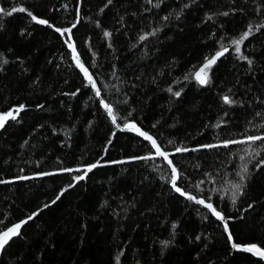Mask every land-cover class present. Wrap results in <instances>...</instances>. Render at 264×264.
<instances>
[{"label":"trees","instance_id":"obj_1","mask_svg":"<svg viewBox=\"0 0 264 264\" xmlns=\"http://www.w3.org/2000/svg\"><path fill=\"white\" fill-rule=\"evenodd\" d=\"M0 7L26 9L0 13V115L23 106L0 127V232L32 217L0 264H264L232 247L233 240L264 249V166L257 167L264 151L253 159L247 144L224 147L264 135V0H0ZM249 26L236 53L231 42ZM221 46L229 51L200 84L193 74ZM131 122L171 155L178 187L222 212L232 240L223 221L175 191L151 143L122 130Z\"/></svg>","mask_w":264,"mask_h":264},{"label":"snow or ice","instance_id":"obj_2","mask_svg":"<svg viewBox=\"0 0 264 264\" xmlns=\"http://www.w3.org/2000/svg\"><path fill=\"white\" fill-rule=\"evenodd\" d=\"M109 3H111V0H108ZM16 11H26V9H24L23 7L20 8H16L13 7L11 10H6L2 7H0V13H3L5 15H12L13 12ZM31 17L32 20L36 21L39 24H48L47 20H43V19H38L37 17L33 16L30 12L28 13ZM224 15H228V13H224ZM209 19H211V17H209ZM73 27H75V25H73ZM258 30V29H257ZM57 32H61V35L64 34V32H68L71 33V29H64L63 31H61V29L57 28L56 29ZM252 27L249 26V28L241 34L240 38L238 39H233L232 40V45H234L235 48V52L236 53H241V45L244 43V41L246 39H248V37L252 34ZM106 36H110V33H105ZM145 37H141V39H144ZM70 47H72L73 52H75V46L74 45H69ZM229 49L227 47L221 46V49L219 51H217L211 58H206L205 63L203 64V66L196 71L193 75L194 78L200 83V84H207L208 83V71L211 69V67L216 63V61L225 55L226 52H228ZM77 61V65L78 67H80L81 71L84 73V75L87 77L89 83L91 84V86L93 88L96 89V95L99 97L101 95V91L99 88L96 87V83L93 80L91 74L89 73L88 69L84 67V65L82 63H80L79 61V56L77 55L76 57H74ZM241 59H245L248 60V63L251 64L252 61L249 60L246 56H243L241 54L240 56ZM185 79H187V77H185ZM180 93L177 92L175 93V95H179ZM224 101L225 103H232V101L229 99V97L225 96L224 97ZM105 109L108 111V114L112 117V121L113 123H116V116L113 115V108L110 104L103 102ZM21 106V110H22ZM11 117L12 119H15V116L13 115L12 112L6 113L4 115H0V127H3V124L5 122V120ZM117 127H119V125H117ZM126 128L132 130V131H136L138 132L141 136H143L145 139L150 140L152 142V146L156 149V154L159 155L160 157L164 158L165 160H167L168 164L171 167V171H172V177H171V183H172V187L175 189L176 192L180 193L182 196H186L187 199L195 201L197 204L203 205L204 207H206L207 209L210 210V212L216 216L219 220L224 222V228L225 231H228V221L225 219L224 215L222 214L221 211H218L216 207L213 206L212 203L210 202H206L205 199H197L196 196L191 195L185 191L182 190L181 187L177 186V180L180 179V173L178 172L177 168L173 165V161L170 160L169 154L164 152L161 147L157 144V142L151 137L149 136L147 133L141 131L139 128H137V126L135 125V123H131V124H126L125 125ZM264 140V135H257V136H252L249 135L246 137V139L244 140H229L224 142V147H228L231 144H247L249 145V148L246 149L245 151L247 152V155L249 157H252L253 159H255L256 157H259L261 151H264V144L259 145L257 148L252 149L251 145L255 144L257 141H262ZM206 147H215V145H208ZM188 149L186 148H177L176 151L177 152H182V151H187ZM241 161L245 160L244 156L240 157ZM259 166H264V160H261L259 162V164L257 165V167ZM92 167H95V165H93ZM88 171H91V167L88 169ZM248 174V163L245 162L241 165V170L238 173V175L240 176V181L241 183H234L232 185V188L234 189V191H232L231 194V199H232V203L235 204L236 199H237V193L241 192L242 190V182L244 181L245 177ZM84 177H79V179H83ZM202 183V182H201ZM59 197H57L58 199ZM55 201H53L54 203ZM32 217H29V219H31ZM27 221H25L26 223ZM21 227L20 224H16L15 226L8 228L7 231H4L3 233H0V249H3L4 246L8 243V241L11 239L12 236H15L18 234V230ZM228 236H229V240H232V234L229 231L228 232ZM199 238V237H198ZM232 247L235 249H239V250H243L245 252H250L254 255L260 256L262 259H264V249L258 247L256 244H252L250 246H241L239 244H236L235 242H233Z\"/></svg>","mask_w":264,"mask_h":264},{"label":"water","instance_id":"obj_3","mask_svg":"<svg viewBox=\"0 0 264 264\" xmlns=\"http://www.w3.org/2000/svg\"><path fill=\"white\" fill-rule=\"evenodd\" d=\"M78 23V22H77ZM72 28H73V26L70 28L71 29V31H72ZM71 37V36H70ZM71 45H74L75 46V44H74V42L72 41L71 42ZM71 48V51H72V55H73V59H74V61L77 63V61H76V59L74 58V57H76V51L75 52H73V50H72V47H70ZM229 49V48H228ZM227 53V52H226ZM225 53V54H226ZM223 58V56L222 57H220L217 61H216V63L220 60V59H222ZM81 63V62H80ZM205 63V61L202 63V65L199 67V69L203 66V64ZM215 63V64H216ZM214 64V65H215ZM213 65V66H214ZM212 66V67H213ZM84 67L85 68H87L85 65H84ZM198 69V70H199ZM89 71V70H88ZM90 73V72H89ZM203 85H206V84H203ZM22 110H23V108H22ZM21 107H18V108H16V111H17V113H16V115H18L21 111ZM14 111V109H12V110H10L9 112H13ZM131 123H134V122H131ZM131 123H128V124H131ZM135 125L137 126V128H139L141 131H143V132H145V133H147L149 136H151L156 142H157V144L160 146V144H159V142L157 141V139L151 134V133H149L148 131H146V130H144L143 128H141V127H139L136 123H135ZM122 130L125 132H130V131H132V130H130V129H128V128H126L125 126L122 128ZM132 132H135V133H137L138 135H140L138 132H136V131H132ZM141 136V135H140ZM142 138H144L143 136H141ZM145 139V138H144ZM146 141H148V142H150L151 143V145H152V142L150 141V140H147V139H145ZM161 147V146H160ZM154 148V147H153ZM161 149L164 151V152H166L162 147H161ZM154 151L156 152V149L154 148ZM166 153H168V152H166ZM169 154V153H168ZM170 160H172V157H171V155L169 154V157H168ZM165 160V159H164ZM166 162H167V160H165ZM173 161V160H172ZM167 164H168V162H167ZM169 165V164H168ZM173 165H174V163H173ZM170 166V165H169ZM175 166V165H174ZM172 166H170V168H171ZM29 220H31V219H29V218H25V219H23V220H21L20 222H18V223H15V224H12V225H10V226H8L7 228H5L3 231H1L0 233H3L4 231H7V229L8 228H11V227H13V226H15L16 224H20L21 225V227L19 228V230H18V234L17 235H15V236H12L11 237V239L8 241V243L4 246V248L3 249H0V257H1V255H2V253H3V251H4V249L7 247V245L13 240V239H15V238H17L20 234H21V232H22V229H23V227H24V225L29 221ZM25 221H27L26 223H25ZM230 231V228H229V225H228V231L227 232H229ZM234 241L232 240V243H233ZM246 246H248V245H246Z\"/></svg>","mask_w":264,"mask_h":264},{"label":"rangeland","instance_id":"obj_4","mask_svg":"<svg viewBox=\"0 0 264 264\" xmlns=\"http://www.w3.org/2000/svg\"><path fill=\"white\" fill-rule=\"evenodd\" d=\"M8 113H9V112H8ZM12 113H13V115H16L17 111H13Z\"/></svg>","mask_w":264,"mask_h":264}]
</instances>
